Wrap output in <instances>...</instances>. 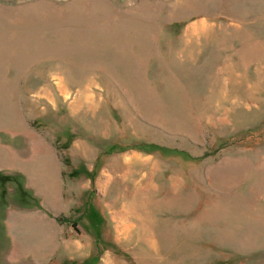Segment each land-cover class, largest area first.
I'll return each mask as SVG.
<instances>
[{
    "label": "rangeland",
    "instance_id": "obj_1",
    "mask_svg": "<svg viewBox=\"0 0 264 264\" xmlns=\"http://www.w3.org/2000/svg\"><path fill=\"white\" fill-rule=\"evenodd\" d=\"M0 264H264V0H0Z\"/></svg>",
    "mask_w": 264,
    "mask_h": 264
},
{
    "label": "bare ground",
    "instance_id": "obj_2",
    "mask_svg": "<svg viewBox=\"0 0 264 264\" xmlns=\"http://www.w3.org/2000/svg\"><path fill=\"white\" fill-rule=\"evenodd\" d=\"M51 177L48 176V180L47 182L45 183L46 184V189H48V191H51V188H52V183H51Z\"/></svg>",
    "mask_w": 264,
    "mask_h": 264
}]
</instances>
